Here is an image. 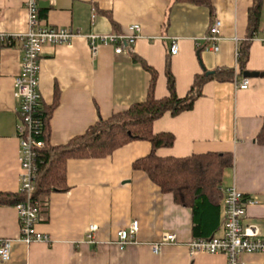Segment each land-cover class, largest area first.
Here are the masks:
<instances>
[{
    "label": "crops",
    "instance_id": "1",
    "mask_svg": "<svg viewBox=\"0 0 264 264\" xmlns=\"http://www.w3.org/2000/svg\"><path fill=\"white\" fill-rule=\"evenodd\" d=\"M25 2L0 0L1 30H27ZM252 3L211 0L206 6L184 0H39L41 24L78 31L71 43L45 45L41 50L38 88L41 108L49 113V144L64 145L98 119L146 98L151 74L133 56L156 71L153 91L158 99L168 95L167 61L180 97L188 92L196 75L219 68L235 69L237 46L246 38ZM214 18L221 22L217 51L200 41ZM135 23L140 26L139 37L124 45L121 53L103 44L96 54L91 53L85 35L127 33ZM261 31L264 0L259 32L249 45L247 71L264 72ZM174 39L178 51L171 54ZM20 47L17 40L12 46L0 47V192L14 194L20 187L18 101L13 96V79L20 71ZM243 78H248L249 84L239 89L237 84ZM263 119L264 76L244 77L235 72L231 80H207L192 109L174 116L166 112L152 123L154 133L174 136L170 147L156 150L160 157L233 153V166L222 175L221 194L234 186L244 198L256 200L246 205L242 222L256 225L262 237L264 145L256 142V135ZM150 151V142L134 140L105 157L68 159V188L48 195L46 204L39 206L35 225L38 232L49 235L51 243L13 241L9 260L0 264H226L223 254L190 253L186 243L195 238L191 209L175 203L171 193L162 192L146 173L133 169V162ZM133 220L139 223L137 242L119 249L113 243L116 233ZM90 224L97 225L94 242L85 236ZM167 233H174L176 241L153 252L151 245ZM18 236L15 206L0 205V239ZM240 259L246 264H264L261 253H243Z\"/></svg>",
    "mask_w": 264,
    "mask_h": 264
},
{
    "label": "trees",
    "instance_id": "2",
    "mask_svg": "<svg viewBox=\"0 0 264 264\" xmlns=\"http://www.w3.org/2000/svg\"><path fill=\"white\" fill-rule=\"evenodd\" d=\"M193 4L210 6L211 0H184ZM262 0H253L248 10L246 38L238 43L236 68H219L212 74L204 71L196 75L188 92L180 97L175 92L174 77L166 62L168 95L163 98L154 96L156 71L141 58L133 56L151 74L146 98L133 103L128 109L100 118L81 135L72 138L64 145H50L48 142L49 113L41 108L43 132L40 138L44 147L37 150L34 198L38 206L46 204L48 195L53 191L66 190L67 160L70 158L105 157L112 151L134 140H146L151 151L133 162L132 167L141 170L162 192L173 195L174 202L191 209L193 218L192 232L195 238H210L219 228L220 186L225 169L233 166L232 152H206L187 157H160L156 150L170 147L174 136L169 132L154 133L152 123L169 112L177 115L190 110L194 101L202 94L204 83L212 78L231 80L235 72L243 73L248 58L249 45L259 32ZM256 142L264 145V119ZM21 195L0 192V205H15Z\"/></svg>",
    "mask_w": 264,
    "mask_h": 264
},
{
    "label": "built area",
    "instance_id": "3",
    "mask_svg": "<svg viewBox=\"0 0 264 264\" xmlns=\"http://www.w3.org/2000/svg\"><path fill=\"white\" fill-rule=\"evenodd\" d=\"M39 0H26L27 30L22 33H9L0 29V47L12 46L14 41L21 42L20 71L13 79V96L18 101V122L16 136L19 140L18 161L20 164L21 200L14 206L18 214L19 236L16 239H0V261L6 262L10 258L13 241H21L26 245L31 243H51L47 233L38 232L35 228L38 222L39 206L34 198L35 174L37 171V150L44 147V140L40 138L43 132V119L41 116L40 92L38 88V75L40 68V54L45 45H63L72 42L78 31L67 26H51L41 24L38 13ZM95 19V11L91 14V22ZM221 22L214 18L207 33L200 39L206 43L205 47L218 50V40ZM139 24H131L127 33L110 31L108 33H89L85 35L91 53L97 52L98 46L111 45L114 53L123 51L124 45L133 42L139 37ZM260 39L264 43V31ZM199 40V39H198ZM199 43V41H198ZM178 51L175 39L170 46V53ZM238 56V50H236ZM248 78H243L237 84L239 89L247 88ZM254 198H244L242 193L234 186L223 190L220 201V226L219 230L210 238H192L187 243L190 253L205 252L209 254H223L226 264H246L240 259L243 253L264 254V237L254 224H243L246 205L255 203ZM97 225L90 224L86 233L88 242H94L93 233ZM139 229L137 220H133L126 228H121L116 233L114 244L123 249L128 244L136 243ZM174 233L163 235L151 245L153 252H158L160 247L169 242H175Z\"/></svg>",
    "mask_w": 264,
    "mask_h": 264
},
{
    "label": "water",
    "instance_id": "4",
    "mask_svg": "<svg viewBox=\"0 0 264 264\" xmlns=\"http://www.w3.org/2000/svg\"><path fill=\"white\" fill-rule=\"evenodd\" d=\"M213 71H207L206 74H212ZM242 75L244 77H258V76H264V72H256V71H247L245 70Z\"/></svg>",
    "mask_w": 264,
    "mask_h": 264
}]
</instances>
